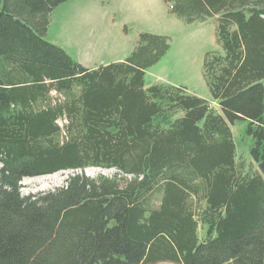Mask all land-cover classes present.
Returning <instances> with one entry per match:
<instances>
[{
	"label": "trees",
	"instance_id": "1",
	"mask_svg": "<svg viewBox=\"0 0 264 264\" xmlns=\"http://www.w3.org/2000/svg\"><path fill=\"white\" fill-rule=\"evenodd\" d=\"M65 1L0 0V264H264V0H165L184 23L214 18L216 108L145 85L167 36L141 32L96 68L46 41ZM237 120L255 168L236 159ZM66 170L61 187L20 191Z\"/></svg>",
	"mask_w": 264,
	"mask_h": 264
},
{
	"label": "rangeland",
	"instance_id": "2",
	"mask_svg": "<svg viewBox=\"0 0 264 264\" xmlns=\"http://www.w3.org/2000/svg\"><path fill=\"white\" fill-rule=\"evenodd\" d=\"M141 32L167 36L170 44L166 54L145 70V85L182 86L216 108L202 77L204 56L219 49L214 40V18L184 23L168 12L165 0H67L51 11L44 39L62 48L82 66L96 68L127 57ZM246 126L242 120L230 126L236 159L252 163L255 168L250 158L251 139ZM70 172L24 178L20 191L25 196L61 187ZM114 172L100 168L84 170L85 175L91 177L112 176ZM202 235L199 231V236Z\"/></svg>",
	"mask_w": 264,
	"mask_h": 264
}]
</instances>
